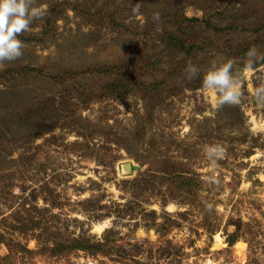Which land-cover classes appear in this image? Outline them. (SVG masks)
Masks as SVG:
<instances>
[{
    "label": "rangeland",
    "instance_id": "374dc122",
    "mask_svg": "<svg viewBox=\"0 0 264 264\" xmlns=\"http://www.w3.org/2000/svg\"><path fill=\"white\" fill-rule=\"evenodd\" d=\"M38 3L0 66V264H264V71L238 106L200 90L218 56L264 53V0ZM41 233L105 252L40 254Z\"/></svg>",
    "mask_w": 264,
    "mask_h": 264
},
{
    "label": "clouds",
    "instance_id": "9594fccd",
    "mask_svg": "<svg viewBox=\"0 0 264 264\" xmlns=\"http://www.w3.org/2000/svg\"><path fill=\"white\" fill-rule=\"evenodd\" d=\"M47 4L38 3V0H0V66L5 61L12 62L23 56L26 47L19 37L30 31V26L35 19L43 16ZM259 61H264V53L252 46L245 54L243 67H240L235 58L217 57L203 75L201 91L217 94L216 108L238 106L244 97V78L250 77L258 71H264V64L257 67ZM200 69L188 63L186 68L187 78L195 79ZM259 83L252 90L255 103L264 107V77H258ZM226 149L219 143L207 149V157L212 155L215 160L222 159Z\"/></svg>",
    "mask_w": 264,
    "mask_h": 264
},
{
    "label": "trees",
    "instance_id": "16d2710c",
    "mask_svg": "<svg viewBox=\"0 0 264 264\" xmlns=\"http://www.w3.org/2000/svg\"><path fill=\"white\" fill-rule=\"evenodd\" d=\"M257 34V38L263 36L261 28L256 30L255 35ZM263 42V41H262ZM261 42V43H262ZM244 44V42H243ZM243 44L239 45L238 47H234L232 50L233 51H241L242 54H246V52L249 50V48H251L252 46H250L249 44H247V46H244ZM193 47H195L196 45H194V43L191 45ZM249 46V47H248ZM253 46H262V45H253ZM42 220H40V226L42 225L41 223ZM39 222H35L32 224V227H21V230H24V232L29 231L31 229V231L33 229H35L37 227V224H39ZM27 229V230H25ZM36 230V229H35ZM34 230V231H35ZM37 240H38V246L39 249L37 250L40 254H49V256L52 257H56L58 256H68L69 253H71L72 251L75 250H82L84 252H86L88 255L92 256L93 258L95 256H97V254L101 255L102 253L105 252V248H106V244L103 241H94L90 238L81 236V237H70L64 240H57V239H51V237L47 236L46 234H42L41 235H37ZM134 247H131V250ZM27 252L28 250L25 249ZM117 250L113 249L112 247H108L107 248V254L109 256L116 254ZM119 256V260L116 261L114 259V262H116V264L120 263V264H129L132 263V255L127 251L121 250L119 253H117ZM170 254V253H169ZM148 264H150V262H148Z\"/></svg>",
    "mask_w": 264,
    "mask_h": 264
},
{
    "label": "bare ground",
    "instance_id": "6f19581e",
    "mask_svg": "<svg viewBox=\"0 0 264 264\" xmlns=\"http://www.w3.org/2000/svg\"><path fill=\"white\" fill-rule=\"evenodd\" d=\"M263 124H264V122H263Z\"/></svg>",
    "mask_w": 264,
    "mask_h": 264
}]
</instances>
